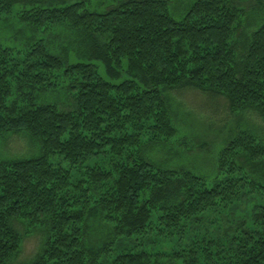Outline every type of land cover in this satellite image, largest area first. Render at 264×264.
Masks as SVG:
<instances>
[{
  "label": "trees",
  "instance_id": "1",
  "mask_svg": "<svg viewBox=\"0 0 264 264\" xmlns=\"http://www.w3.org/2000/svg\"><path fill=\"white\" fill-rule=\"evenodd\" d=\"M88 4L0 0V27L19 15L34 33L20 48L0 38V143L27 132L42 148L29 159L0 158V264L20 251L18 219L47 230L30 264H161L163 255L149 250L89 248L90 219L102 215L128 239L152 232L174 239L218 206L233 207L244 188L264 196V144L251 132H239L221 151L214 181L147 155L177 134L166 90L223 96L232 112L264 117V0H196L181 16L168 0H118L105 11ZM62 24L87 39V62L70 63L35 36ZM58 88L68 89L70 109L40 102ZM258 208L251 229L230 230L219 245L191 239L174 257L179 264H264Z\"/></svg>",
  "mask_w": 264,
  "mask_h": 264
},
{
  "label": "rangeland",
  "instance_id": "2",
  "mask_svg": "<svg viewBox=\"0 0 264 264\" xmlns=\"http://www.w3.org/2000/svg\"><path fill=\"white\" fill-rule=\"evenodd\" d=\"M168 1L174 13L181 16L196 0ZM117 2L118 0H88V7L105 11ZM15 13L17 14V11ZM35 36L50 43L51 52L60 56L68 55L70 63L87 62L86 60L89 59L87 55L90 54V48L87 39L73 31L68 24L53 25L47 32H41ZM33 37L34 33L21 22L19 15L11 17L0 27V38L16 48L27 46L28 40ZM94 63L98 65L100 73L105 77L104 66L98 62ZM126 76L123 74V77ZM165 96L177 134L167 144L160 143L148 147L147 155L158 166L192 171L206 178L207 181H214L219 175L221 151L239 132H251L264 144V117L255 110L232 112L228 101L223 96L193 88L166 90ZM40 102L54 103L62 109L72 107L67 88L48 91L41 96ZM41 153V145L27 132L10 133L0 143V158L4 160L29 159ZM55 161L65 167L69 165L62 158L56 157ZM72 174L75 177L73 179L82 178L77 171H72ZM241 193L244 197L240 195L234 200L233 207L218 206L202 215L197 222L187 224L186 228L180 231L179 238L174 239L160 236L157 232L139 236L140 239L137 237L128 239L123 236L125 234L118 233L115 222L109 223L102 215H97L89 221L86 244L89 248L96 250L102 248L105 243L112 244L108 248L110 255L149 250L155 256L163 255L160 258L161 264H179L174 254L181 251V245L195 244L191 239L206 242L216 240V245H219L225 242L223 239L225 236L233 235V232L228 231L235 232L242 225L251 229L257 223L256 213L261 212L256 211L260 210L258 205L264 206V196L258 192H252L249 187L242 189ZM93 195L94 201L100 198L102 193ZM14 223L22 237V242L19 253L10 264H30L41 254L47 230L45 227L31 224L26 219H18ZM136 238L138 242H135ZM180 239L181 242H179ZM150 240L153 242L151 245ZM118 241L124 244L120 247ZM201 251H199L200 254Z\"/></svg>",
  "mask_w": 264,
  "mask_h": 264
}]
</instances>
